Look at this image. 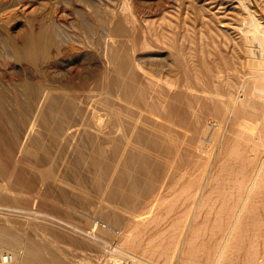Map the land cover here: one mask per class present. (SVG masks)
<instances>
[{
    "label": "rangeland",
    "instance_id": "obj_1",
    "mask_svg": "<svg viewBox=\"0 0 264 264\" xmlns=\"http://www.w3.org/2000/svg\"><path fill=\"white\" fill-rule=\"evenodd\" d=\"M0 9V38L67 32L32 61L0 46V80L31 78L49 94L33 96L23 126L36 117L31 149L48 144L83 218L115 221L123 236L111 239L131 264H264V0H0ZM31 219L22 220L43 225Z\"/></svg>",
    "mask_w": 264,
    "mask_h": 264
},
{
    "label": "bare ground",
    "instance_id": "obj_2",
    "mask_svg": "<svg viewBox=\"0 0 264 264\" xmlns=\"http://www.w3.org/2000/svg\"><path fill=\"white\" fill-rule=\"evenodd\" d=\"M15 3L17 4L18 2H15ZM91 3L93 4V2H91ZM230 3L231 2H228L226 4V6L229 7ZM87 6H88V4H87ZM11 8H14V7H9V9H11ZM16 8H14L15 9L14 11H17ZM88 8H90V7L88 6ZM38 10H39V7H38ZM8 11H7V13H8ZM0 12H3V11H0ZM7 13H5V14H7ZM9 13H11V12H9ZM9 13L7 14L6 17L9 16ZM0 15H2V14H0ZM115 15L116 14H114V16ZM38 16H37V18H38ZM41 16H42V20H43L44 17H43V15H41ZM3 18H1V19H3ZM110 20H111V18H110ZM113 20H114V18H113ZM115 20H118V19H115ZM119 20H120V18H119ZM119 24L121 25V23H119ZM120 27L122 30L123 27L122 26H120ZM34 29H36V28H34ZM49 29H50V27H49ZM49 29H47L43 26H40L37 31H33V30L26 31L27 30L26 29V30H22L21 32L20 31L16 32L14 34L8 33L4 36H1V38H0L1 49L6 54V57L7 56L8 57H15L18 59L23 58L26 61L36 60L38 57L48 54L46 52H47V50H49V48L52 47L50 44L53 41V36H56V37L61 36L63 38L67 34V32L64 30L54 29L53 31H51ZM52 29H53V26H52ZM82 29H84V28H82ZM126 30H127V28H126ZM85 32L92 33L93 31L88 29V30H85L83 32V34H85ZM70 33H72V32H70ZM73 33H74V31H73ZM79 33H81V32H79ZM110 33L111 32H109V34ZM0 34H2V32ZM75 34H78V33L75 32ZM100 34L102 36H105L106 32L100 31ZM68 35L70 36L71 34H68ZM68 35L66 37H68ZM44 37H46V38L44 39ZM117 37H120V36H117ZM109 38H110V36H109ZM112 38H114V36ZM19 39L21 40V42L20 43L18 42L19 43L18 44L16 42ZM59 39H60V37H59ZM63 41H65V40H63ZM47 45H50V47L46 48ZM54 45H53V47H57L59 44L57 46H54ZM54 53H56V52H54ZM126 56H127V54H126ZM148 56H150V54ZM132 57H134V56H132ZM143 57H144V55H143ZM137 59H139V58L137 57ZM109 60L110 59L108 58V61ZM111 61H109V62H111ZM136 63H137V60H136ZM117 66H118V64H117ZM137 73L135 72V74H137ZM23 78H25V77H23ZM132 82H131V84H132ZM117 85H119V84H117ZM46 87H47V85H46ZM49 87H50V85H49ZM127 87H128V84H127ZM40 88H41V86L36 84L31 78H28L25 81H21V82L20 81H15V82L9 81L8 83H5L2 80H0V264H121L122 263L121 261L124 260L125 258H127L126 255H129V254H131L128 256L130 259L127 258V260H129V261L126 262V264H131V262H134L131 258H133V257L135 258V255L130 251H129L130 253L128 252V250L125 248L127 246L124 247L122 245H115L113 240L111 239L112 237L123 236L122 229L115 225L116 222L114 221L115 223L114 222L104 223L102 221V219H100V217H98V216L97 217L87 216V218H83L85 216V212L81 211V209L76 208V204L74 203L73 199H71V197L68 195L67 191L65 190V189H68V191H69V189L73 187V185H72L73 182L71 183L70 181H66L67 179L66 180H65V178L63 179L62 177L64 174L62 176H60L61 170L59 171L60 168L57 169L55 166L56 164L53 163L54 162L53 161V155L54 154H52V151L50 150V147L48 146V144H42L40 147L38 146L35 149H31L32 148V144H31L32 139L30 137V134L32 131L35 130L34 125H35V121L37 119H36V117H34L35 119L31 121L30 126L28 124L29 128H27V126H25V124L27 125L28 121H30V120L26 121L27 119L24 116L25 124L23 126L22 114H23V111L26 109V107H28L32 103L33 98H34L33 96L37 95L39 93V91H41V95H42V96L41 95L40 96L41 97L44 96V94H45L44 90L45 89L44 88L40 89ZM54 89H55V87H54ZM54 89H51V90H53V92H54L55 91ZM63 90H65V89H62V91ZM69 93H70V91H69ZM110 94H109V97H110ZM48 95L45 94V97L47 96V98H48ZM38 96H39V94H38ZM64 96H67V95H64ZM60 98H61V96H60ZM38 99L35 97L33 104L35 102L38 103L39 102ZM48 99H50V97ZM48 99L46 101H48ZM64 99L66 100V97ZM41 101H43V100H41ZM56 102H58V101H56ZM59 102L61 104V101H59ZM53 103H54V101H53ZM53 103H50V104H53ZM56 104H55V106H57ZM37 105H36V107H37ZM111 105H112V103H111ZM112 106H114V105H112ZM36 107H33V108L35 109ZM44 107H46V106H44ZM69 107L70 106L68 103L65 105L62 104V106H61V110L63 111L62 113L66 112L69 109ZM30 108H31V106H30ZM46 109L48 110L47 107H46ZM46 109H44V110H46ZM28 110H30V109H28ZM47 110H46V112L48 114L49 110L48 111ZM51 110H52V107H51ZM31 111L32 110H30V114H31ZM38 111L39 112L36 113L37 115L41 112V110H38ZM52 111H54V110H52ZM113 112H115V111H113ZM32 113L34 115V110ZM50 114H51V111H50ZM54 114H55V112H54ZM69 115L70 114H68L67 116L69 117ZM62 117L64 118V115L60 116V118H62ZM37 118H38V116H37ZM48 118H51V117L49 116ZM32 119H33V117H32ZM44 119H46V118H44ZM71 121H70V124H71ZM62 122H64V121H62ZM44 124H45V122H44ZM65 125H66V123H65ZM52 126L53 125H51L52 130L55 127H57V125L54 126V128ZM69 127L70 126H67L65 129L67 130ZM45 130H46V128L44 129L43 132H45ZM48 130H49V128H48ZM64 130H63V132L65 134ZM55 131H56V129H55ZM55 131L53 130V131L49 132L50 133L49 137H55L54 139H56L57 132H59L60 129L57 132H55ZM69 132H71V131L69 130ZM68 133H66V134L68 135ZM44 135H45V133H44ZM72 135H73V132H72ZM70 137H71V135H70ZM61 138H62V135H61ZM50 140L52 141L51 138H50ZM44 141H45V139H44ZM46 141H49V140H47V137H46ZM30 145H31V147H30ZM55 160H57V159L55 158ZM97 175H98V173H97ZM99 175H100V173H99ZM99 175H98V177L97 176L96 177L99 178ZM135 175H136V173H135ZM138 177L139 176H137L135 178H138ZM96 180H98V179H96ZM73 181H74V179H73ZM242 183H243V181H242ZM80 184H78V187ZM59 187L63 188V190L66 192L62 191V192H60L61 193L60 194L58 189H57ZM81 191L83 192V190H81ZM69 192H71V191H69ZM83 193H86V192H83ZM110 193H112V192H110ZM112 195H115V194H112ZM97 197L99 199V196H97ZM239 202H240V200H239ZM241 202H242V200H241ZM243 202H245L244 204H246V200H244ZM236 203H238V202H236ZM235 205L236 206L234 209L237 210L238 204H235ZM242 205L243 204L241 203V206ZM100 209L102 211L103 207H100L99 210H97V211H100ZM239 209H240L239 211L237 210L238 213L240 211L242 212L241 209H243V207H239ZM224 213L226 215V212H224ZM100 214H101L100 216H102L104 213H100ZM236 216H237V218H235V221L237 223V221L239 220L238 218H240V217L238 216V214ZM103 217H104V215H103ZM225 217H227V216H225ZM253 217H255V216H253ZM23 218L36 219V220H38V222H41L43 225L38 227L36 223H33L32 226H29V224H27L28 220H22ZM231 218H234V216ZM33 219H31V220H33ZM230 220H232V219H230ZM235 221H233V222H235ZM34 222H37V221L34 220ZM214 223L216 224V221ZM228 223H229V221H228ZM236 223H233V226ZM222 225H223V223H222ZM229 225H227V226H229ZM230 226H232V225H230ZM233 226H232V229H234L236 227V225L234 226V228H233ZM224 227H225V225H224ZM218 228H220V227H218ZM107 234L109 236H111L110 240L104 239ZM127 241H129V240H127ZM241 242H242V244L244 243V241H241ZM254 242H256V241H254ZM231 250H232V248H231ZM253 251H254V249H253ZM262 257H264V256H262ZM234 261H236V260H234Z\"/></svg>",
    "mask_w": 264,
    "mask_h": 264
}]
</instances>
